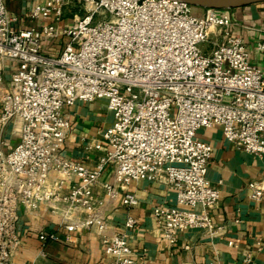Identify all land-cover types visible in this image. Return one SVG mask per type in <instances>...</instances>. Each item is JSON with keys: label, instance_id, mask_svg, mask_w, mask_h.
I'll return each mask as SVG.
<instances>
[{"label": "built area", "instance_id": "2783aa9c", "mask_svg": "<svg viewBox=\"0 0 264 264\" xmlns=\"http://www.w3.org/2000/svg\"><path fill=\"white\" fill-rule=\"evenodd\" d=\"M71 5L80 12L60 28ZM197 7L182 0H42L25 15L52 22L17 28L0 0V58L17 64L1 96L0 135L11 121L19 135L6 151L0 147V264H15L20 208L44 203L61 210L69 230L97 227L113 258L95 264H134L128 231L109 233L97 211L93 188L109 167L119 181L165 180L176 191L177 205L153 209L171 244L192 228L216 231L211 209L220 190L209 178L214 147L198 130L220 126L238 148L264 154V62H254L231 9L205 8L202 15ZM56 38L61 50L47 53L45 40ZM255 48L264 52V39ZM98 99L106 100L114 121L103 132L102 156L89 167L63 154L71 127L64 108ZM53 171L75 176L69 192L59 190L63 181L58 190L50 187ZM251 185L255 198L264 194ZM106 189L117 195L114 184ZM123 202L135 205L138 198L127 192ZM136 223L129 216L125 226ZM39 237L56 234L41 230Z\"/></svg>", "mask_w": 264, "mask_h": 264}, {"label": "crops", "instance_id": "0c3cea01", "mask_svg": "<svg viewBox=\"0 0 264 264\" xmlns=\"http://www.w3.org/2000/svg\"><path fill=\"white\" fill-rule=\"evenodd\" d=\"M17 28L36 26L52 22L51 19L32 18L26 12L42 0H6ZM79 7L66 8L60 28L69 26L78 14ZM205 14L204 7L195 9ZM235 28L252 49L254 62H264V52L255 48L258 39H264V2L232 8ZM71 18V19H70ZM45 51L55 54L61 50L62 39L45 40ZM17 64L9 58H0V114L3 106L2 94L10 85ZM70 120L63 154L89 167L98 162L104 152L103 132L112 125L114 114L104 99L78 101L64 108ZM198 137L213 144V156L209 164V178L220 190V199L211 209L216 231L192 228L181 232L178 241L171 244L162 236L160 223L153 214L156 205H177L176 191L165 180H130L122 182L116 178L115 170L109 167L93 190L100 199L97 211L107 218L108 232L127 230L133 248L134 264H264V194L255 198L252 182L264 191V154L248 152L227 140L220 126L201 128ZM3 150L19 141L15 125L11 121L0 135ZM101 143V147L96 144ZM63 181L62 186L58 182ZM77 179L57 171L51 172L50 187L69 192ZM116 186L117 195L111 196L106 184ZM132 192L138 198L135 205H127L123 197ZM86 213L78 214L84 218ZM129 216L137 219L133 228H126ZM61 210L53 209L49 203L36 209L20 208L17 233L21 239L14 249L15 264H95L112 259L102 248L101 234L96 226L69 230L62 223ZM55 232L56 238L42 241L39 232Z\"/></svg>", "mask_w": 264, "mask_h": 264}, {"label": "water", "instance_id": "95a60500", "mask_svg": "<svg viewBox=\"0 0 264 264\" xmlns=\"http://www.w3.org/2000/svg\"><path fill=\"white\" fill-rule=\"evenodd\" d=\"M195 6L216 9H232L250 4L264 2V0H182Z\"/></svg>", "mask_w": 264, "mask_h": 264}, {"label": "rangeland", "instance_id": "374dc122", "mask_svg": "<svg viewBox=\"0 0 264 264\" xmlns=\"http://www.w3.org/2000/svg\"><path fill=\"white\" fill-rule=\"evenodd\" d=\"M70 19H71V18H70ZM206 45L210 46L211 44H210L209 42H207V43H205V46H206Z\"/></svg>", "mask_w": 264, "mask_h": 264}]
</instances>
